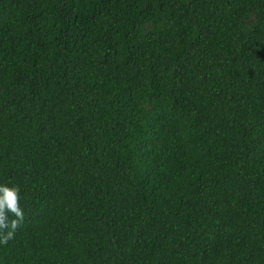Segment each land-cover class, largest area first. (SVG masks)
Masks as SVG:
<instances>
[{
	"label": "trees",
	"instance_id": "trees-1",
	"mask_svg": "<svg viewBox=\"0 0 264 264\" xmlns=\"http://www.w3.org/2000/svg\"><path fill=\"white\" fill-rule=\"evenodd\" d=\"M0 182V264H264V0H0Z\"/></svg>",
	"mask_w": 264,
	"mask_h": 264
},
{
	"label": "clouds",
	"instance_id": "clouds-1",
	"mask_svg": "<svg viewBox=\"0 0 264 264\" xmlns=\"http://www.w3.org/2000/svg\"><path fill=\"white\" fill-rule=\"evenodd\" d=\"M6 213H12L15 217L22 215L18 206V189L9 182H0V228L9 225ZM11 226H15V221L11 222ZM12 235L11 231L3 234L2 239H7Z\"/></svg>",
	"mask_w": 264,
	"mask_h": 264
}]
</instances>
